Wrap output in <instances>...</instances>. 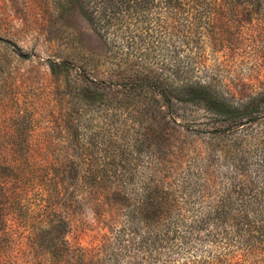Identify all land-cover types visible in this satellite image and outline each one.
<instances>
[{
  "label": "trees",
  "instance_id": "1",
  "mask_svg": "<svg viewBox=\"0 0 264 264\" xmlns=\"http://www.w3.org/2000/svg\"><path fill=\"white\" fill-rule=\"evenodd\" d=\"M74 1L103 41L105 55L122 70L121 78L114 82L90 81L80 85L75 90L76 102L91 105L100 100L105 88L116 85L130 98L143 93L150 99L158 96L167 107L174 102L170 91L173 83L166 77L165 65L156 58L152 61L153 56L162 53L163 46L174 36L188 40L191 35L199 36L200 29L209 33L198 27L193 34L192 28L195 20H202V14L212 6L230 4L234 9L253 3L251 0ZM181 25L185 28H179ZM12 52L27 58L16 47ZM175 57L171 70L181 77L175 87L182 94L177 101L199 104L214 116L218 125L213 128L223 136L237 129L245 113L243 108L209 94L200 81L187 82L190 65L183 63L177 49ZM2 62L0 78H5L0 79L3 83L0 99L15 102L12 114L18 118L0 125V131L19 134L0 136V264H264V181L248 175L247 157L232 164L220 156H200L203 165L195 171L175 172L180 175L178 182L170 180L171 166L154 170L150 182L137 192L136 203H126L122 217L113 221L112 227L102 217L108 230L96 245L85 246L71 240L64 213L74 202L69 185L79 179L97 184V165L79 171L71 156L86 164L97 160V154L93 155L97 151V131L87 133L88 125H74L65 120V128L71 127L74 132L71 136L74 141L63 136L59 142L61 146L72 147L71 153L46 150L53 144L43 137L22 136L33 131L36 124L29 107L16 103L20 93L12 81L16 75ZM49 66L52 74L64 70L56 62ZM78 110L75 107L73 114L78 115ZM78 148L82 150L76 151ZM218 160L227 162V171L216 180L207 165ZM254 170L264 172V156L258 157ZM111 193L119 204L130 199L126 186L111 189ZM18 251L22 260H18Z\"/></svg>",
  "mask_w": 264,
  "mask_h": 264
},
{
  "label": "rangeland",
  "instance_id": "2",
  "mask_svg": "<svg viewBox=\"0 0 264 264\" xmlns=\"http://www.w3.org/2000/svg\"><path fill=\"white\" fill-rule=\"evenodd\" d=\"M251 1L252 4L244 3L234 9L230 4L212 6L202 14V20H195L192 28L193 34L201 27L209 33L200 29L199 36L191 35L188 40L174 36L163 46L162 53L153 56L152 61L156 58L165 65L166 77L173 83L170 91L174 102L167 107L158 96L150 99L143 93L130 98L116 85L105 88L100 100L91 105L77 103L75 90L80 85L90 81L114 82L121 78L122 70L105 55L103 41L76 2L0 0V60L16 75L12 80L20 92L16 103L29 107L36 124L33 131L21 135L48 139L53 145L46 150L51 152L71 153L72 147L59 142L63 136L74 141V132L71 127L65 128V120L88 125L87 133L97 131V151H93L97 160L86 164L71 156L79 171L97 165V184L79 179L69 185L74 202L64 213L71 240L85 246L96 245L108 230L102 217L112 227L113 221L122 217L126 203H136L137 192L150 182L151 172L157 169L171 166L170 180L178 182L180 175L175 172L195 171L203 165L200 156H220L232 164L247 157L248 175L264 181V172L254 170L258 157L264 156V0ZM14 47L27 58L14 54ZM176 49L183 63L190 65L187 82L200 81L209 94L243 108V119L230 134H219L213 128L218 125L214 116L199 104L177 101L182 94L175 85L181 77L171 70L177 60ZM51 62L64 70L52 74ZM15 105L13 100L0 99V125L16 121L18 117L12 114ZM75 107L78 115L72 112ZM8 134L19 133L1 129L0 136ZM226 161L207 165L216 180L227 171ZM124 186L130 199L119 204L111 189ZM16 255L22 260L21 252Z\"/></svg>",
  "mask_w": 264,
  "mask_h": 264
}]
</instances>
